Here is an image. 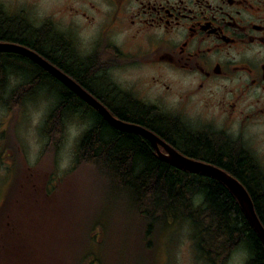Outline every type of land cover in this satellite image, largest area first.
Wrapping results in <instances>:
<instances>
[{
	"label": "flooded vegetation",
	"instance_id": "af4514ba",
	"mask_svg": "<svg viewBox=\"0 0 264 264\" xmlns=\"http://www.w3.org/2000/svg\"><path fill=\"white\" fill-rule=\"evenodd\" d=\"M34 3H0V42L35 52L113 116L234 176L255 207L251 182L264 194V0H56L41 18ZM0 51V99L9 97L2 102L10 112L9 101L19 112L38 95L53 110L59 84L80 97L86 128L102 115L27 53ZM235 160L245 163L249 181Z\"/></svg>",
	"mask_w": 264,
	"mask_h": 264
},
{
	"label": "rangeland",
	"instance_id": "374dc122",
	"mask_svg": "<svg viewBox=\"0 0 264 264\" xmlns=\"http://www.w3.org/2000/svg\"><path fill=\"white\" fill-rule=\"evenodd\" d=\"M8 1L14 7L25 2L0 3ZM55 1L35 0L31 9L41 18ZM50 104L38 95L10 112L0 99V207L10 205L0 224L11 226L4 238L18 242L14 247L7 240V264H50V258L74 263L88 250L95 255L89 264H209L196 251L188 221L138 214L122 195L105 189L91 166L77 163L84 117L67 114L59 143L47 146L42 128ZM41 245L49 247L42 258ZM247 257L248 251L238 247L224 264H244Z\"/></svg>",
	"mask_w": 264,
	"mask_h": 264
},
{
	"label": "trees",
	"instance_id": "16d2710c",
	"mask_svg": "<svg viewBox=\"0 0 264 264\" xmlns=\"http://www.w3.org/2000/svg\"><path fill=\"white\" fill-rule=\"evenodd\" d=\"M2 54L0 51V56ZM55 86L58 92L56 106L47 112L42 128L48 139L47 146L51 148H55L60 141L62 122L66 116L78 113L85 118L78 110L81 106L80 97L72 91L66 92L59 84ZM1 99L6 102L9 97ZM12 103L14 104L9 101L10 108L18 106ZM126 114L135 119L144 118L141 111ZM76 161L79 165L91 166L99 173L105 189L122 195L138 214L154 220L162 219V222L169 217L188 221L192 226L196 251L205 262L224 264L229 253L242 247L248 251L244 264H264V244L260 236L236 198L223 184L216 182L213 177L185 171L157 158L143 136L115 128L96 112L93 124L86 128L78 142ZM234 166L248 180L245 175L249 170L245 163L235 160ZM251 183L250 186L255 191L252 194L255 210L264 225V194L256 192L261 191L259 184ZM9 206L8 201L2 205L0 215L3 210L8 212ZM9 226L0 224V264L8 263L5 252L8 241L14 247L18 243L13 236L10 240L4 238L7 229L11 227ZM147 238L144 236V239ZM48 250V246L43 248L41 245L38 256ZM94 259V252L88 250L78 255L74 263L89 264ZM74 263L71 259L65 264ZM50 264L56 263L51 262L50 258Z\"/></svg>",
	"mask_w": 264,
	"mask_h": 264
},
{
	"label": "water",
	"instance_id": "95a60500",
	"mask_svg": "<svg viewBox=\"0 0 264 264\" xmlns=\"http://www.w3.org/2000/svg\"><path fill=\"white\" fill-rule=\"evenodd\" d=\"M0 49H16L23 51L28 55H30L33 59L41 63L42 65L48 67L58 77H60L68 85H70L78 94H80L82 97L86 98L92 104H94L102 113V115L115 128L139 132L140 134H142L152 142V144L156 149V152L161 157H163L173 165L186 170L199 171L220 180L224 185H226V187L231 191L232 195L236 198L245 216L247 217V219L249 220L250 224L255 229V231L258 233L264 244V225L261 222L255 210L250 194L243 186V184H241V182L237 180L234 176L228 174L223 169L212 165L211 163H207L204 161L196 160L188 156H185L184 154L180 153L175 148H173L171 145H169L167 142L162 140L160 137H158L154 132H152L151 130L145 128L140 124L133 122H126L120 118L113 116L103 104H101L99 101L93 98L72 78L61 72L58 68L50 65L35 52L27 48H24L23 46L8 42H0ZM158 145H161L166 152L165 153L161 152Z\"/></svg>",
	"mask_w": 264,
	"mask_h": 264
},
{
	"label": "bare ground",
	"instance_id": "6f19581e",
	"mask_svg": "<svg viewBox=\"0 0 264 264\" xmlns=\"http://www.w3.org/2000/svg\"><path fill=\"white\" fill-rule=\"evenodd\" d=\"M230 191V190H229ZM231 192V191H230ZM232 194V193H231Z\"/></svg>",
	"mask_w": 264,
	"mask_h": 264
}]
</instances>
